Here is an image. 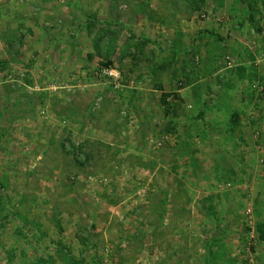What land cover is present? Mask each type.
I'll return each instance as SVG.
<instances>
[{
  "label": "rangeland",
  "instance_id": "obj_1",
  "mask_svg": "<svg viewBox=\"0 0 264 264\" xmlns=\"http://www.w3.org/2000/svg\"><path fill=\"white\" fill-rule=\"evenodd\" d=\"M0 264H264V0H0Z\"/></svg>",
  "mask_w": 264,
  "mask_h": 264
},
{
  "label": "trees",
  "instance_id": "obj_2",
  "mask_svg": "<svg viewBox=\"0 0 264 264\" xmlns=\"http://www.w3.org/2000/svg\"><path fill=\"white\" fill-rule=\"evenodd\" d=\"M84 13V12H83ZM85 16L87 17V19H88V23L91 25V24H95L96 22H97V19L96 18H94L93 16H91V15H88V14H86L85 13ZM202 119V118H201Z\"/></svg>",
  "mask_w": 264,
  "mask_h": 264
}]
</instances>
